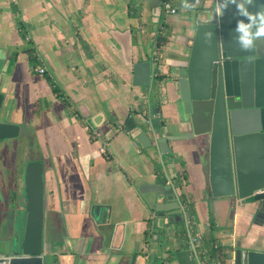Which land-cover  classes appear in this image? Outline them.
I'll return each instance as SVG.
<instances>
[{
	"label": "crops",
	"instance_id": "crops-1",
	"mask_svg": "<svg viewBox=\"0 0 264 264\" xmlns=\"http://www.w3.org/2000/svg\"><path fill=\"white\" fill-rule=\"evenodd\" d=\"M171 1L178 13L170 21L171 15L162 16L174 29L162 48L165 61L191 35L182 25L187 9L178 5L183 0ZM132 2L139 11L130 17ZM12 4L36 50L40 64L35 68L26 53L15 56L27 40L20 36ZM151 11L150 0H0L1 91L13 102L8 121L34 129L27 136L39 148L32 160L45 161L49 264H131L133 257L135 264H178L172 251L190 249L191 241L177 235L189 221L166 225L140 192L166 176L186 211V201L195 203L199 234L209 232L212 213L216 225L228 229L217 233L223 245L264 251V201L213 198L207 146L170 141L164 155L156 146L151 108L157 107L161 120L178 119L172 85H166L162 102L156 95L149 101L148 91L132 84L134 64L154 55L161 24L152 22ZM48 78L74 110L66 109ZM144 132L152 148L138 140ZM103 146L108 155L100 153ZM17 170L13 163L0 165V211L8 212L13 233L24 229L27 217L24 171ZM95 205L102 206L100 224L91 213Z\"/></svg>",
	"mask_w": 264,
	"mask_h": 264
},
{
	"label": "water",
	"instance_id": "water-1",
	"mask_svg": "<svg viewBox=\"0 0 264 264\" xmlns=\"http://www.w3.org/2000/svg\"><path fill=\"white\" fill-rule=\"evenodd\" d=\"M186 11L191 35L165 61L167 84L175 91L174 115L178 120H161L151 108L153 135L162 155L169 142L195 140L210 153V190L213 198L235 197L248 203L264 201V41L254 54L240 48L233 38L235 5H229L219 19H210L215 0H194ZM152 22L162 23L163 0H150ZM264 6V0L249 5L250 11ZM211 31L212 35L206 33ZM153 57L133 66L134 87L145 88L152 99L155 70ZM2 60L0 56V78ZM166 84V85H167ZM13 102L1 91L0 141L31 136L34 129L8 121ZM88 123L94 127L92 119ZM149 140L146 145L144 140ZM138 140L146 148L154 145L147 132ZM167 149V150H166ZM172 151V150H171ZM27 217L24 229L12 232L5 210L0 211V264H49L45 254V161L30 160L23 172ZM176 185L168 176L144 185L145 204L157 211L166 225L188 223V215ZM101 205L92 209L100 221ZM18 228V223H17ZM190 249H175L178 264H204L192 239ZM174 249V245H172ZM258 247V246H257ZM230 264H264V251L236 247ZM136 257L132 263L135 264Z\"/></svg>",
	"mask_w": 264,
	"mask_h": 264
},
{
	"label": "trees",
	"instance_id": "trees-1",
	"mask_svg": "<svg viewBox=\"0 0 264 264\" xmlns=\"http://www.w3.org/2000/svg\"><path fill=\"white\" fill-rule=\"evenodd\" d=\"M178 6L182 7V3L179 4ZM11 8H12V12L16 15V24L20 31V36L23 41H26L27 31H26V27L21 17L18 16L17 5L12 4ZM138 11L139 9L138 7H135L134 2L130 3V17L136 16L135 14H137ZM173 35H174L173 26L166 23L165 21H162L160 28L158 30L156 41H155L156 52L158 53L155 59H157V63L159 66L164 64V59L161 58V56H164V52L162 48L170 42ZM20 53L27 54L29 65L32 68H35L40 64L38 61L36 50L34 46L31 43H29L28 40L15 51V56L17 57V55ZM48 79H49L50 85L53 87L54 92L57 94L60 100L65 104L66 109L68 111H71V109L74 110L71 101L67 99L60 92V89L57 87V85L54 83V81L51 78H48ZM167 80H168V75L165 74L162 69H158L155 72L152 95L159 96L160 99H162V102L166 100L165 87L167 84ZM141 128L143 129V125H141ZM208 190L210 191L209 188ZM186 204L188 208L187 209V215H188V221H189L188 228L179 230L177 232V235L187 240H190L192 237H198L200 241V246L198 247V250L200 252L201 250H203V252L205 250L206 253L205 252L204 253L205 255L207 254V256L205 257L202 254V252L200 253L201 260L205 264H215V263L227 264L232 259V252H231L230 247L223 245L221 238L219 239L217 237V233L228 230V229L226 227H218L215 223L213 214L210 213L209 232L205 234H199L197 232V224L199 223V217H198V213L195 207V203L192 201H186ZM146 238H147L146 241H148V237Z\"/></svg>",
	"mask_w": 264,
	"mask_h": 264
},
{
	"label": "clouds",
	"instance_id": "clouds-1",
	"mask_svg": "<svg viewBox=\"0 0 264 264\" xmlns=\"http://www.w3.org/2000/svg\"><path fill=\"white\" fill-rule=\"evenodd\" d=\"M256 0H215L214 8L209 13L210 19H219L224 15V10L229 5H235L236 15L241 17L236 20L233 30V38L240 48L254 55L250 59H255V53L261 41H264V6L256 11H250L249 5H254ZM182 7L191 9L194 7L193 0H183ZM211 36L209 31L206 33Z\"/></svg>",
	"mask_w": 264,
	"mask_h": 264
},
{
	"label": "rangeland",
	"instance_id": "rangeland-1",
	"mask_svg": "<svg viewBox=\"0 0 264 264\" xmlns=\"http://www.w3.org/2000/svg\"><path fill=\"white\" fill-rule=\"evenodd\" d=\"M172 19H174L173 15L168 16L169 21ZM182 25L185 26L186 22ZM168 89L171 92V88L169 87ZM38 149L36 141L30 142L26 136L0 141V165H3L5 162L13 163L17 166V171L21 172L18 166L20 165V169H22L27 161L32 160L36 156ZM259 243L258 246L260 247L262 242L259 241Z\"/></svg>",
	"mask_w": 264,
	"mask_h": 264
},
{
	"label": "built area",
	"instance_id": "built-area-1",
	"mask_svg": "<svg viewBox=\"0 0 264 264\" xmlns=\"http://www.w3.org/2000/svg\"><path fill=\"white\" fill-rule=\"evenodd\" d=\"M163 13L164 15H174V14H177L178 13V9L174 6V4L172 3L171 0H163ZM158 55V53L156 52V47H155V50H154V55L152 56L153 57V67H154V70L155 72L158 70V69H162L163 70V66L165 64V57L164 56H161V58L164 59V64L159 66L158 63H157V59H155V57ZM37 72L41 75L45 74L46 70L45 68H39L37 69ZM100 153L102 155H108V151H107V148L105 146L101 147L100 149ZM192 242L193 244L197 247V250H198V247L200 246V241L198 239V237H192ZM199 254L202 252V254L206 257L207 254L205 255V250L203 252V250H201V252L198 250ZM215 264H220V263H215Z\"/></svg>",
	"mask_w": 264,
	"mask_h": 264
},
{
	"label": "flooded vegetation",
	"instance_id": "flooded-vegetation-1",
	"mask_svg": "<svg viewBox=\"0 0 264 264\" xmlns=\"http://www.w3.org/2000/svg\"><path fill=\"white\" fill-rule=\"evenodd\" d=\"M25 165H26V163H25ZM25 165L23 166V168L25 167ZM23 168L20 170L21 173L24 171ZM13 176H14V174L12 173V178L13 179H12V183L11 184L13 185V187H17L18 186V184H17L18 178L16 176H15L16 178L13 177ZM22 186H23L22 189H24L25 185L23 184Z\"/></svg>",
	"mask_w": 264,
	"mask_h": 264
}]
</instances>
